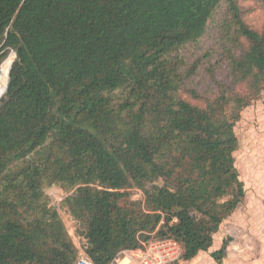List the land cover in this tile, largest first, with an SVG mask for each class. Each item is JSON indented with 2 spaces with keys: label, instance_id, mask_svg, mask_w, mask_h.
<instances>
[{
  "label": "trees",
  "instance_id": "1",
  "mask_svg": "<svg viewBox=\"0 0 264 264\" xmlns=\"http://www.w3.org/2000/svg\"><path fill=\"white\" fill-rule=\"evenodd\" d=\"M227 1L229 83L184 96L181 55ZM0 264H93L174 240L183 261L213 246L246 196L236 168L242 112L264 94V33L235 0H0ZM86 244L72 239L45 188ZM150 186V187H148ZM144 192L129 201L128 189ZM231 238L212 254L222 263ZM179 263L177 261L175 264Z\"/></svg>",
  "mask_w": 264,
  "mask_h": 264
},
{
  "label": "rangeland",
  "instance_id": "2",
  "mask_svg": "<svg viewBox=\"0 0 264 264\" xmlns=\"http://www.w3.org/2000/svg\"><path fill=\"white\" fill-rule=\"evenodd\" d=\"M235 1L246 25L264 33V0ZM232 21L229 3L225 1L214 13L205 36L198 43L187 46L181 53L189 62V68L198 63V73L187 83L184 91V96L193 103L200 102L193 99L191 90L204 98L212 97L217 93V82L231 81L230 71L223 63V55L227 49L225 40L228 39V24ZM10 59H13V64L16 60L15 52L11 51L0 66V79L4 77L1 68ZM235 132L239 140V149L235 153L236 168L244 184L246 196L235 213L222 224L214 238L217 241L214 246L218 245V250L222 246L218 241L231 238L227 256L222 263L264 264V94L242 112ZM53 187L57 186H47L45 193L50 192ZM127 192L129 201H144L142 190L131 188ZM61 211L72 239L78 247L82 246L79 224L67 210Z\"/></svg>",
  "mask_w": 264,
  "mask_h": 264
},
{
  "label": "built area",
  "instance_id": "3",
  "mask_svg": "<svg viewBox=\"0 0 264 264\" xmlns=\"http://www.w3.org/2000/svg\"><path fill=\"white\" fill-rule=\"evenodd\" d=\"M1 72H3L2 68ZM46 194L49 198L50 208L56 209L61 213L62 202L72 193L67 194L62 189L58 187H53L52 190L50 192H47ZM130 252L135 253L133 255L134 260H139V262L136 264H175L177 261L180 260L183 250L178 242L174 240H166L162 242L147 244L144 246L143 249ZM120 257L121 256L114 259L110 264H123ZM76 264L93 263L86 256L84 250L81 249V256Z\"/></svg>",
  "mask_w": 264,
  "mask_h": 264
},
{
  "label": "crops",
  "instance_id": "4",
  "mask_svg": "<svg viewBox=\"0 0 264 264\" xmlns=\"http://www.w3.org/2000/svg\"><path fill=\"white\" fill-rule=\"evenodd\" d=\"M80 239L83 241L82 245L86 244L85 239H83L82 237H80ZM214 242H217V241H214ZM218 242H220L221 245L223 244V242H221V241H218ZM213 246H214V243H213ZM213 246L210 248L209 251L199 253V255L197 257H195L193 260L187 261V262L186 261H181V262L179 261V263H177V264H201L203 261H205L206 264H225V263H218L217 261H215V259H213L212 254L219 250V249L217 250L218 245H215L214 247ZM134 254L135 253H132L129 251V252H125L123 255H121L120 258L122 260V263L123 264H136V263H138L139 260L133 259Z\"/></svg>",
  "mask_w": 264,
  "mask_h": 264
},
{
  "label": "bare ground",
  "instance_id": "5",
  "mask_svg": "<svg viewBox=\"0 0 264 264\" xmlns=\"http://www.w3.org/2000/svg\"><path fill=\"white\" fill-rule=\"evenodd\" d=\"M12 61H13V59L8 60L2 67V70H3V73H4V77H2L0 79V83H1V86H0V98L7 91V85H8V81H9V73H10V68L12 66Z\"/></svg>",
  "mask_w": 264,
  "mask_h": 264
},
{
  "label": "water",
  "instance_id": "6",
  "mask_svg": "<svg viewBox=\"0 0 264 264\" xmlns=\"http://www.w3.org/2000/svg\"><path fill=\"white\" fill-rule=\"evenodd\" d=\"M11 68H12V66H11ZM11 68H10V71H11ZM9 76H10V73H9ZM7 88H8V85H7Z\"/></svg>",
  "mask_w": 264,
  "mask_h": 264
}]
</instances>
